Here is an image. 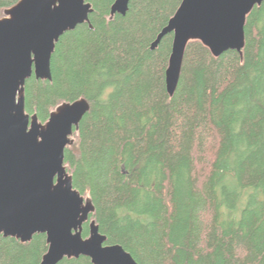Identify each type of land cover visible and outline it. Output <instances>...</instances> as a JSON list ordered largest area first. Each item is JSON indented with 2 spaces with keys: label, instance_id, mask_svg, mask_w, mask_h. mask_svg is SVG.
<instances>
[{
  "label": "trees",
  "instance_id": "obj_1",
  "mask_svg": "<svg viewBox=\"0 0 264 264\" xmlns=\"http://www.w3.org/2000/svg\"><path fill=\"white\" fill-rule=\"evenodd\" d=\"M19 0H0V17ZM87 0L90 23L65 32L51 80L33 75L25 106L46 122L86 99L65 164L95 207L106 244L138 264H264V2L247 17L243 55L189 42L176 92L166 71L174 34L153 42L183 0ZM46 234L0 235V264H40ZM58 264H93L86 256Z\"/></svg>",
  "mask_w": 264,
  "mask_h": 264
},
{
  "label": "water",
  "instance_id": "obj_2",
  "mask_svg": "<svg viewBox=\"0 0 264 264\" xmlns=\"http://www.w3.org/2000/svg\"><path fill=\"white\" fill-rule=\"evenodd\" d=\"M264 0H183L157 36L174 34L166 85L170 96L178 87L189 42L198 40L215 57L228 50L243 55L247 17ZM130 0H116L111 16L125 15ZM87 0H19L0 17V235L23 243L46 234L48 251L40 264L65 258L89 257L93 264H138L121 245L91 221L95 207L74 188L65 164L66 148L74 144L75 129L90 110L86 99L59 105L48 121L26 111L25 87L35 75L51 80L56 44L67 31L90 23Z\"/></svg>",
  "mask_w": 264,
  "mask_h": 264
},
{
  "label": "rangeland",
  "instance_id": "obj_3",
  "mask_svg": "<svg viewBox=\"0 0 264 264\" xmlns=\"http://www.w3.org/2000/svg\"><path fill=\"white\" fill-rule=\"evenodd\" d=\"M56 110V108L53 110V111H55ZM42 122V121H41ZM45 123V122H44Z\"/></svg>",
  "mask_w": 264,
  "mask_h": 264
},
{
  "label": "bare ground",
  "instance_id": "obj_4",
  "mask_svg": "<svg viewBox=\"0 0 264 264\" xmlns=\"http://www.w3.org/2000/svg\"><path fill=\"white\" fill-rule=\"evenodd\" d=\"M154 43V42H153Z\"/></svg>",
  "mask_w": 264,
  "mask_h": 264
}]
</instances>
